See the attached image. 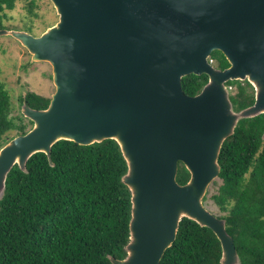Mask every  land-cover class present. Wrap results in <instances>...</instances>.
I'll return each instance as SVG.
<instances>
[{"label": "water", "instance_id": "1", "mask_svg": "<svg viewBox=\"0 0 264 264\" xmlns=\"http://www.w3.org/2000/svg\"><path fill=\"white\" fill-rule=\"evenodd\" d=\"M59 20L40 36L12 35L53 70L55 93L35 109L25 93L22 114L33 122L0 149V200L18 164L38 152L52 165L59 140L90 145L114 139L132 197L127 256L114 264H161L184 217L211 228L221 264H241L224 218L204 204L220 175L224 141L241 119L264 114V0H51ZM215 50L230 65L210 63ZM207 74L197 95L182 80ZM248 80L254 104L235 111L227 83ZM264 137V135H263ZM191 174L177 180L179 163Z\"/></svg>", "mask_w": 264, "mask_h": 264}, {"label": "trees", "instance_id": "2", "mask_svg": "<svg viewBox=\"0 0 264 264\" xmlns=\"http://www.w3.org/2000/svg\"><path fill=\"white\" fill-rule=\"evenodd\" d=\"M15 1L0 0V12L13 8ZM211 58L219 69L230 65L220 50ZM208 81L207 74L192 73L183 77V89L197 95ZM227 85L236 87L231 95L235 111L254 104L255 89L248 80ZM50 100L27 91V101L35 109L47 108ZM13 111L12 96L0 81V149L33 126L21 112L13 116ZM263 135L264 114L239 121L223 143L220 175L211 184L215 191L204 197L205 205L212 200L223 213L213 212L226 220L241 264H264ZM51 158L55 165L46 153L38 152L28 160L27 171L16 164L8 174L0 200V264H114L111 256L125 258L132 194L123 182L128 164L118 142L81 145L62 139L53 145ZM190 177L180 162L178 182L185 184ZM222 252L211 228L184 217L161 264H221Z\"/></svg>", "mask_w": 264, "mask_h": 264}, {"label": "rangeland", "instance_id": "3", "mask_svg": "<svg viewBox=\"0 0 264 264\" xmlns=\"http://www.w3.org/2000/svg\"><path fill=\"white\" fill-rule=\"evenodd\" d=\"M0 18L8 28L16 29L30 25L33 27V32L40 35L58 22L59 15L51 0H17L14 9L0 12ZM1 36L0 44L4 45L7 51L0 49V81L6 83L12 96L14 116L22 113L21 95L27 91H35L51 98L56 88L49 62L33 61L28 51L14 40V36L11 35L14 38ZM233 87L230 90L231 95L236 92V87L234 85ZM15 132H11L10 136H14ZM208 191L210 197L215 191V186L210 185ZM206 205L212 212L223 214L212 200H208Z\"/></svg>", "mask_w": 264, "mask_h": 264}, {"label": "flooded vegetation", "instance_id": "4", "mask_svg": "<svg viewBox=\"0 0 264 264\" xmlns=\"http://www.w3.org/2000/svg\"><path fill=\"white\" fill-rule=\"evenodd\" d=\"M16 2H17V0L15 1V4H14V7H15V5H16ZM14 7L13 8H5L4 10H6V9H9V10H12V9H14ZM3 10V11H4ZM3 11H1V12H3ZM0 29H7V30H16V31H25V32H28V33H31V34H33L34 36H40L39 34H35L34 32H33V27L32 26H30V25H28V26H26V27H23V28H8V27H6L3 23H2V20H1V18H0ZM3 37H10V38H14V37H12L11 35H3ZM0 38H2V36L0 35ZM14 40H16L21 46H23L27 51H28V53L30 54V57H31V59H32V54L29 52V50L19 41V40H17L16 38L14 39ZM0 49L1 50H5V51H7V48L4 46V45H1L0 44Z\"/></svg>", "mask_w": 264, "mask_h": 264}, {"label": "built area", "instance_id": "5", "mask_svg": "<svg viewBox=\"0 0 264 264\" xmlns=\"http://www.w3.org/2000/svg\"><path fill=\"white\" fill-rule=\"evenodd\" d=\"M209 61L210 63L214 64V59L211 58V56L209 57ZM229 90H232L233 89V86H228Z\"/></svg>", "mask_w": 264, "mask_h": 264}]
</instances>
